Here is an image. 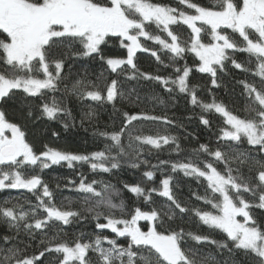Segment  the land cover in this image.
Here are the masks:
<instances>
[{"label":"snow or ice","instance_id":"snow-or-ice-1","mask_svg":"<svg viewBox=\"0 0 264 264\" xmlns=\"http://www.w3.org/2000/svg\"><path fill=\"white\" fill-rule=\"evenodd\" d=\"M178 3L190 11L153 0H0V36L4 37L0 38V63L6 69H11L10 72L0 70V102H7L17 91H22L25 97L42 99L40 111L48 119H56L61 114L71 116V111L62 107V102L54 96L51 100H44L43 97L47 92H57L64 79L61 75L64 60L55 58L57 49L67 47L71 50L78 45L79 51L73 52V56L99 58L113 73L128 70L130 75L127 79L156 81L169 93L173 91L169 84L173 85L180 93H186L191 103L198 105L204 112L214 111L225 118L226 125L230 127L221 129L219 139L237 144L246 141L248 145L258 146L259 153H264V91L255 84L239 82L247 96L259 106L258 109H250L255 113L254 117L241 118L215 97L210 103L198 98V86L189 84L193 68L187 63L183 68L174 67L177 75L173 79L171 76L142 72L135 62L137 52L150 51L141 43V38H145L158 44L161 51L169 52L172 61L183 59L187 52L193 53L199 60L195 70L209 74L211 84L219 87L217 71L224 70L225 61L230 59L228 51H240L256 59L255 74L264 80V0H212L211 7H204L193 0H178ZM153 24L158 32L165 35L152 34L146 30L147 26ZM177 25H186L191 30L190 40H182L173 31L172 26ZM227 30L237 33L242 38L243 46L235 43ZM205 33L210 36L208 43L201 39ZM112 38H116L120 47L127 50L125 58L105 55L103 48ZM151 55L163 64L156 51H151ZM231 63L236 69L249 71L234 57L231 58ZM40 74L43 78H40ZM89 84L91 82L83 79L77 80L71 89L65 86L64 92H71L80 99L109 102L113 105L118 98H126L115 79L106 86V94L99 90H88ZM93 114L86 115L91 119ZM28 115H32L31 110ZM123 116L125 123L118 132L99 133L113 142L112 145H106L103 151L86 155L45 145L44 150L37 153L28 142L22 126L10 121L4 109L0 108V190L26 189L32 193H40L37 196L38 203L30 206L27 211L19 203L11 207L0 205V219L6 221L9 228L16 229L17 235L22 226L33 239L37 231L47 237L46 230L56 223L70 225L73 220L83 219L80 211L55 203L53 190L40 175H25L22 170L38 166L43 171L62 162L73 168L76 163L86 162L93 171L111 172L120 167V155L126 154L121 140L126 134L125 130L134 121L143 119L172 123L166 116H150L143 112H124ZM200 120L204 125H209V120L203 115ZM68 126L67 123L64 124L65 128ZM127 135L129 147L135 141L159 149L162 145L177 141L175 136ZM113 147L119 149L115 156L111 154ZM176 150H180L178 143ZM193 152L197 157L200 152L207 153L214 162L223 163L224 170H219L213 162L192 160L186 163L160 161L159 165L150 167L155 169L170 164L173 172L180 170L185 176L203 179L207 191L204 196H196V199L210 206L211 210L184 207L173 193L172 176H166L160 181L159 189L146 190L140 184H125L124 188L138 198L143 197L146 203H154V193L166 198L170 202L167 212L156 208L144 211L136 207L131 213H126L122 199L118 204L113 202V195H119L114 185L96 180L86 182V178L81 176L76 191L84 194L86 204L95 201L94 206L87 207L85 211L94 214L96 228L110 229L117 238L127 239V246L118 244L117 239L100 235L82 241L83 233L73 243L66 240L54 243L61 235L57 232L56 235L39 241L44 247L38 255H22L21 250L13 246L7 249L8 254L0 264H41V257L52 252L62 255L59 264H210V256L197 259L195 251L182 246L185 236L196 243L215 245L218 249L227 250L229 254L242 250L246 256L254 257L258 264H264V225L254 218L251 211L253 208L264 209V162L255 159L248 152H237L232 157L219 148L212 151L205 144H201ZM233 159L241 164L252 160L253 165L258 167L255 184L245 180L239 174V168L233 169L230 166ZM140 163L147 165L148 161L133 163L131 167L139 168ZM200 163H203V167L199 166ZM234 172L237 174L234 175ZM144 176L152 180L155 172L146 171ZM242 193H249L258 203L246 200ZM101 208L107 209V214L100 211ZM38 209L45 214L43 218H36ZM117 209L121 213L119 217L114 215L113 210ZM177 211L181 216L192 212L209 229L226 234L225 239L218 241L207 235L185 233L183 228L178 231L166 228L162 217L167 216L171 220L175 218ZM126 215L128 218H125ZM30 217L32 222H29ZM101 217L105 223L99 222ZM141 221L149 222L147 230L141 227ZM12 239L15 237H3L5 241ZM105 242L108 247L104 246ZM229 244L232 245L231 248ZM90 252L95 255V261L89 257ZM224 264L236 262L229 260Z\"/></svg>","mask_w":264,"mask_h":264},{"label":"trees","instance_id":"trees-1","mask_svg":"<svg viewBox=\"0 0 264 264\" xmlns=\"http://www.w3.org/2000/svg\"><path fill=\"white\" fill-rule=\"evenodd\" d=\"M153 2L190 11L179 4L178 0H153ZM193 2L199 3L204 7L212 6V0H193ZM172 28L182 40H190L191 30L186 25L172 26ZM146 30L152 34L165 35L158 32L154 24L147 26ZM227 34L235 43L243 46L242 38L237 33L227 30ZM0 38L4 37L0 36ZM165 38L167 37L165 36ZM201 39L204 43L210 42V36L206 33L202 34ZM141 43L150 51L137 52L135 62L140 71L153 75L171 76L174 79L177 75L174 67L183 68L184 64L187 63L189 67L193 68L189 76V84L190 86H198L197 96L200 100L210 103L215 97L218 102H223L230 111L241 118L254 117L255 113L250 111V109H258L259 106L253 103L245 93L243 85L239 83L240 81H246L255 84L258 89L264 91V80L255 74L257 61L254 57H250L245 52L229 50L230 59L225 61L224 70L220 71L218 69L217 71V80L220 86L216 87L211 84V76L209 74L195 70L199 60L193 53L187 52L183 59L172 61L171 54L166 50L161 51L160 46L153 41L141 38ZM75 51H79L78 45L71 50L67 47L57 49L58 54L55 58L64 60V68L61 73L64 79L57 92H47L43 97L44 100H51L54 96L58 101L62 102V107L71 111V116L61 114L56 119H48L40 111L42 99L25 97L22 91H17L16 95L7 102H0V108L4 109L7 118L22 126L26 132V138L32 144L35 152L43 151L45 145L62 151L86 155L103 151L106 145H112L113 142L108 137L100 136L99 133L118 132L125 123L124 112L129 114L143 112L150 116H166L172 123L166 124L162 121L143 119L134 121L125 130L126 134L122 136L121 140L126 154L120 155V167L113 169L111 172L93 171L86 162L76 163L73 168H69L66 162H62L60 165H53L43 171L38 166L23 169L22 171H24L25 175L41 176L42 180L53 190V199L58 206L63 205L65 208L80 211L84 218L73 220L70 225L56 223L46 230L47 237L37 231L35 239L25 232L22 226L17 235L16 229L9 228L7 222L0 219V261L8 254L7 249L13 246L18 247L22 255L29 257L38 255L44 247L39 244V241L44 238H50L56 235L57 232H60L61 235L54 243L64 240L73 243L77 238H81V233H83L82 241H88L94 239L96 235H100L117 239L118 244L127 246V239L117 238L110 229L101 230L96 228L97 221L93 219L94 214L85 211L87 207L94 206L95 201L92 200L86 204L84 202V194L76 191V185L79 184L81 176L86 178V182L96 180L114 185L119 191V195H113V202L118 204L122 199L125 202L126 213H131L136 207H140L144 211L156 208L158 211L167 212L170 202L166 198L154 193L152 196L154 203H146L143 197L138 198L124 188L125 184H140L146 190L150 188L159 189L160 181L166 176H172L171 186L173 193L184 207L211 210L210 206L196 199V196H204L207 191L206 182L203 179L197 180L195 177L185 176L180 170L173 172L170 164L162 165L155 169L150 166L159 165L160 161H169L170 163H186L189 160L193 162L208 161L213 162L215 167L223 171L224 164L214 162L213 158L207 153L200 152L199 156H196L193 150L199 149L201 144L208 145L212 151L219 148L222 152L232 157H235L237 152H248L255 159L264 162V153L258 152V146L248 145L246 141L237 144L232 141L219 139L221 129L229 127L225 123V118L214 111L204 112L198 105L191 103L190 97L186 93H180L173 85L169 84V87L173 88V91L169 93L159 82L127 79L130 71L126 70L119 74L113 73L108 70L107 66L99 58L76 57L72 55ZM103 51L106 56L115 58H125L127 55V50L120 47L116 38L110 39L107 45L104 46ZM151 51H156L160 55L163 64L157 62L155 57L151 55ZM232 57L238 63H242L249 71L236 69L231 63ZM164 65H168V67ZM0 70L11 71V69H6L3 63H0ZM40 78H43L42 74H40ZM81 79L85 82H91L88 90H99L102 94H106V86L111 80L115 79L118 81L120 90L124 92L126 98H118L113 105V103L109 102L80 99L71 92L65 94V86L71 89L72 84ZM29 110L32 112L31 116L28 115ZM88 113H94L91 119L86 115ZM202 115L209 120V125H204L201 122L200 117ZM65 123L69 125L67 128L64 127ZM54 133L57 135H54ZM128 133H131L132 136H175L177 141L162 145L159 149L152 145L135 141L131 142V147H129ZM176 143L180 146L179 151L176 150ZM118 152L119 149L116 147L111 149L113 156ZM143 160L148 161V164L140 163L139 168L131 167L133 163H139ZM199 166L203 167V163H200ZM230 166L233 169L239 168V174L243 175L245 180L251 181L252 184L256 183L255 177L258 167L253 165L252 160L241 164L233 159ZM149 170L155 172L152 180H148L144 176V172ZM233 174L236 175L237 173L234 172ZM70 181L75 183H70ZM39 194V191L32 193L26 189L0 190V205L11 207L19 203L27 211L30 206H35L38 203L37 196ZM242 195L246 200L258 203V200H253L249 193H242ZM5 201L8 203L5 204ZM99 210L107 214V209L101 208ZM113 211L115 216L119 217L121 215L118 209ZM251 211L254 218L264 225V209L253 208ZM44 215L42 210H37L36 218H43ZM125 218H128V216L126 215ZM162 218L164 226L172 230L178 231L183 228L185 233L193 232L199 235H207L218 241L224 240L226 236L219 230H212L203 225L192 212L181 216L177 211L175 218L171 220L167 216ZM29 222H32L31 217ZM99 222L105 223L106 221L101 217ZM140 225L144 230H147L150 226L147 221H141ZM5 236L15 237V239L5 241L3 240ZM104 246L108 247L107 242L104 243ZM182 246L195 251L197 259L210 256L212 258L210 264H224L225 261L229 260L235 261L236 264H258L254 257L246 256L242 250L229 254L227 250L218 249L215 245L196 243L188 236L184 237ZM229 247L231 248L232 245L229 244ZM89 257L93 261L96 259L91 252ZM61 258V254L54 252L45 253V256L41 257V264H59Z\"/></svg>","mask_w":264,"mask_h":264},{"label":"flooded vegetation","instance_id":"flooded-vegetation-1","mask_svg":"<svg viewBox=\"0 0 264 264\" xmlns=\"http://www.w3.org/2000/svg\"><path fill=\"white\" fill-rule=\"evenodd\" d=\"M18 190H20V189H18Z\"/></svg>","mask_w":264,"mask_h":264},{"label":"rangeland","instance_id":"rangeland-1","mask_svg":"<svg viewBox=\"0 0 264 264\" xmlns=\"http://www.w3.org/2000/svg\"><path fill=\"white\" fill-rule=\"evenodd\" d=\"M230 127V126H229Z\"/></svg>","mask_w":264,"mask_h":264}]
</instances>
